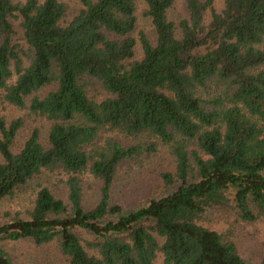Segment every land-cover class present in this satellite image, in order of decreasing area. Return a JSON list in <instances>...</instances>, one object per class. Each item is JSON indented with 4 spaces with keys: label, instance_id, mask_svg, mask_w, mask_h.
I'll return each instance as SVG.
<instances>
[{
    "label": "trees",
    "instance_id": "16d2710c",
    "mask_svg": "<svg viewBox=\"0 0 264 264\" xmlns=\"http://www.w3.org/2000/svg\"><path fill=\"white\" fill-rule=\"evenodd\" d=\"M182 1L179 19V0L67 19L62 0H0V206L30 204L0 215V264L19 242L63 264H264L232 229L264 223V0Z\"/></svg>",
    "mask_w": 264,
    "mask_h": 264
},
{
    "label": "rangeland",
    "instance_id": "374dc122",
    "mask_svg": "<svg viewBox=\"0 0 264 264\" xmlns=\"http://www.w3.org/2000/svg\"><path fill=\"white\" fill-rule=\"evenodd\" d=\"M67 6V19L72 17L74 14L78 12L81 7L80 0H62ZM215 4L218 8L222 6V0H215ZM145 6L141 2L138 8V28L136 32V36H138L140 31L145 32L152 40H154V30L151 26V22L144 16ZM186 15V10L182 0L174 7L173 17L175 19L182 18ZM140 56V54H139ZM3 114L8 115L10 118H16L20 113H18L14 109L8 108L7 110L2 111ZM31 128L28 125L27 129ZM45 131V127H42ZM134 185L135 188H139L140 186H145V188H150V184H153V179L142 177H134L125 178L124 182L127 184L128 182ZM89 185L86 187V197L87 201L92 203L97 199V189L98 184L93 183L92 181H88ZM123 189H125V185H123ZM134 199L135 196H130L125 190H120V199L123 201H128L130 199ZM29 202L26 195L19 196L16 199L7 201L0 206V215L4 212V210H12L15 211H25L29 207ZM230 220L220 216H212L210 220L205 222L206 226L211 227L212 229H216L217 231H224L231 226ZM234 234L236 236V242L239 244L240 250L242 254L251 258L254 261H258L261 257L262 246L264 244V223L256 222L252 224L248 223H235L233 224ZM7 249L10 250L15 260L19 264H63V259L56 253L55 249L51 246L38 249L35 248L34 245L30 242H19L12 243L6 246Z\"/></svg>",
    "mask_w": 264,
    "mask_h": 264
}]
</instances>
